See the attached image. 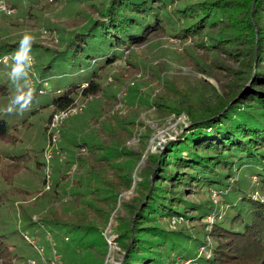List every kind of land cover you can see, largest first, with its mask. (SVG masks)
Returning <instances> with one entry per match:
<instances>
[{
    "label": "rangeland",
    "instance_id": "obj_1",
    "mask_svg": "<svg viewBox=\"0 0 264 264\" xmlns=\"http://www.w3.org/2000/svg\"><path fill=\"white\" fill-rule=\"evenodd\" d=\"M94 2L99 5L100 0ZM17 3L18 6L13 8L12 12H0V37L10 41L35 42L40 47L39 52L45 48L63 49L72 31L83 29L85 25L99 16L93 7L88 6L89 2L17 0ZM202 37L205 43L208 42L204 35ZM201 40V37L178 39L166 32L154 34L144 43L135 44L121 52L118 60L105 67L99 77L101 91L89 98L78 99L77 112L68 115L62 123L53 127L52 118L47 122L51 108L45 106L39 113L29 118L28 127H20L19 130L13 132L12 136L0 139L2 156L7 157L6 151L14 149L26 151L31 156L35 154L44 161L39 172L34 171L33 160L25 161L28 166L27 170L16 172L15 180L14 177L12 178V168L7 166L5 160L0 162V188H9L8 183L10 182H12L11 185L17 186L15 189L18 196L7 191L15 196L10 199L12 205L0 204V219L4 221L0 222L1 230L8 235L10 242L8 244L17 243L16 245L21 249V253H18L20 257L14 259L12 264H53L54 261L58 264H90L95 259V253L89 251V248L84 249L86 248L84 241L88 237L82 236L83 241H79L78 235L66 233L61 229L55 235L54 231L49 230L50 226L40 220V214L49 210L51 203L52 206L58 204L64 212L74 211L76 213L70 221L66 218L67 216H63L62 221L65 223L95 226L88 232L92 231L96 233L95 235H101L106 241L107 248L103 264H121L120 259L124 256V250L115 238L124 223L118 218L120 216L131 217L130 212L133 207L143 205L142 191L144 190L141 185L136 186V183L142 179L139 173L143 169L155 170L159 166V157L157 161L155 157L157 155L161 157L166 145L177 140L185 130L189 129L190 119L183 112L184 108L190 106L191 109H202L206 104L217 99L218 94H223L224 100L229 101L232 98V101L237 102L245 89L253 88L252 78L242 79L243 73L236 79L239 73L236 71L240 68L237 58L228 57L210 48H202L199 46ZM27 53L32 57L33 64L28 65L23 54L17 58L11 55L13 60L8 59L10 61L7 63L16 64L22 74L15 76L13 75L15 72H11L7 74V77L11 89L14 86V88L27 91L30 90L29 79L34 78V73L35 77L46 79L48 85L44 86V93L36 97V102L40 105L47 104L54 96L67 88L88 81L93 71L92 68L96 67L95 65L100 61L98 59L90 63L86 59L81 62L83 68L79 69L77 63L79 59L71 61L70 51H67L64 60L60 63L54 60L51 66L42 72L43 64L54 53L44 54L43 52L39 60L36 59L34 52L28 51ZM21 64L27 67L28 71L22 69ZM15 77L16 83L14 84L12 81ZM38 87V84L35 85L34 91ZM257 90L264 91V84L257 86ZM156 102L162 105L158 106ZM66 121L70 123L67 129L69 134L67 140L70 142L68 146L60 143L61 127ZM52 134L57 135L55 142L52 141ZM75 140L78 143L83 140L101 141L102 148L96 152L89 151L85 147L78 148L73 146ZM61 145L70 148L69 152L61 150ZM52 148L56 149L52 150L51 158L47 163L45 152ZM115 149L123 151L116 152ZM100 154L108 155L110 159L117 157L115 165L112 166L113 169L117 165H131L132 172L129 179L114 176L110 171L105 172L106 160L101 159ZM119 154L121 158L118 157ZM76 155L85 160L82 162L84 168L96 167L95 173L89 174L92 177L90 181L94 189L93 186H87L79 191L75 188L74 192L78 194H74L78 199L72 194L73 181L84 169L80 171V167L78 168L79 161L75 159ZM129 155L132 159L126 158ZM67 157L74 158L72 160L75 161L71 166L61 167L58 173L60 175L57 176L60 182L55 186L57 177L54 178L56 170L52 168V163L66 165ZM234 164L231 170L234 178L230 177V184L237 179L242 186H249L258 181L253 171H243L244 168L237 169V162ZM227 172L228 169L219 168L218 174L223 178ZM119 173H123L122 170ZM43 178H45V183L42 182ZM108 184L110 188L107 190ZM224 184L226 185V181ZM96 187L107 191L101 193L100 190H95ZM182 187L185 188L183 199L186 202L212 205V210L203 221L197 218L198 211L191 208H179L184 217L168 219L157 216L156 219H149L145 223L163 227L168 231H178L182 229L181 227L186 229L183 232L188 236L185 237L182 232L175 235L182 245L178 251L176 249L174 256L178 255L182 259L195 258L197 252L203 247L201 254L206 252L208 257L209 249L215 243L207 232L211 223L221 221L230 211V202L226 203V191L232 187L228 186L227 189L200 185ZM23 189L36 190L30 201L24 198L20 200ZM40 191H45L46 194H37ZM245 191L253 198L264 196L257 188L245 189ZM106 194L112 197L103 198L107 196ZM238 198L239 196H232L230 199L236 203ZM32 202L36 203L31 205ZM22 206L24 211L30 215V219L41 225V229L37 228V233L39 231L43 233L37 236L39 242L33 243L36 244V250L28 246L21 237L26 233L27 236L33 238L25 231L21 232L24 223L20 212ZM198 231L200 242L188 241L190 237L192 239L198 237ZM14 232L17 234L13 235ZM95 235L92 234V237ZM204 240L208 243L207 245L203 244ZM50 241H52L51 244ZM57 254H59L60 262ZM199 261L200 264H207L202 258H199Z\"/></svg>",
    "mask_w": 264,
    "mask_h": 264
},
{
    "label": "trees",
    "instance_id": "obj_2",
    "mask_svg": "<svg viewBox=\"0 0 264 264\" xmlns=\"http://www.w3.org/2000/svg\"><path fill=\"white\" fill-rule=\"evenodd\" d=\"M4 1L11 8L18 6L17 0ZM69 1L89 2L88 6L93 7L99 16L83 29L72 31L63 49L42 50L44 54L48 52L54 54H51L48 61L43 64L41 71L50 67L54 60H58L59 63L64 60L67 51H70L71 61L79 59L77 62L79 69L83 68L81 62L86 59L90 63L98 59L100 61L95 65L96 67L92 68L88 81L71 86L59 92L47 104L40 105L36 102V97L44 93V86L47 87L46 79L36 83L39 85L36 91L21 90L14 86L11 89L7 74L15 72L13 75L18 76L22 73L16 64L3 62L5 56L12 55L17 58L28 51L34 52L36 59L39 60L43 54L42 51L39 52V45L32 41H10L0 37V139L12 136L13 132L20 127H28L29 118L39 113L42 107L51 108L47 117L49 122L54 113L67 111L77 106L78 99L97 95L102 89L99 82L100 72L118 60L121 52L135 44L144 43L150 36L166 32L178 39L201 37L200 47L210 48L228 57L237 58L240 68L236 71L239 72L236 79L243 73L242 79L252 78L251 85L254 89H245L237 102L232 101V98L229 101L224 100L223 94H218L217 99L206 104L202 109H191L190 106L184 108L183 112L190 119L189 129L185 130L177 140L168 143L161 157L160 155L155 157L156 161L159 157V166L155 170L143 169L139 173L142 179L136 183V186L141 185L144 190L142 191L143 205L133 207L130 212L131 217L118 218L124 223L115 238L124 250V256L120 261L121 264H172L173 261L182 259L178 255L174 256L176 249L178 251L182 245L175 235L178 232L184 233L186 229L181 227L182 229L178 231H168L163 227L147 225L145 222L149 219L154 220L157 216L168 219L184 217L179 208H191L198 211L197 218L203 221L212 210V205L189 203L183 199L185 188L182 186L200 185L225 187L223 189L231 186L232 188L226 191V203L230 202L231 207L221 221L210 224L207 233L215 243L209 249L210 255L207 257L206 252L203 255L197 252L195 258L186 259H195L200 263L199 258H202L207 264H264V196L253 198L245 191V189L257 188L264 195V91L257 90V86L264 84V0H100L99 5L95 4V0ZM203 35L208 42H204ZM15 80L16 77L12 83H16ZM156 104L162 105L159 102ZM69 127L70 123L67 121L61 127L60 143L64 146L70 144L67 140ZM100 142L83 140L78 143L75 140L73 146L85 147L89 151L96 152L102 148ZM60 149L64 152L70 150L63 145ZM115 151L123 150L115 149ZM6 155L7 157L0 154V162L5 160L7 166L12 168V178L17 174L16 172L27 170L25 161L33 160L35 172H39L44 164L40 157H36L35 154L31 156L26 151L13 149L6 151ZM100 157L106 160L105 172L110 171L114 176L129 179L132 172L131 165H117L113 169L116 156L110 159V156L100 154ZM118 157L121 158V154ZM126 158L132 159V156L129 155ZM72 159L67 157L66 165L52 163V168L56 170L54 178L60 175L58 173L61 167L71 166L75 161ZM75 159L79 161L77 166L80 167V171L84 169L73 181L72 194L78 199L75 195L78 193L74 192L75 188L79 191L87 186H93L94 189L90 181L92 177L89 174H94L96 167L84 168L82 162L85 160L77 155ZM234 162H237V169L253 171L258 181L254 184L248 183L249 186H242L237 179L230 184L229 179L233 176L231 170L235 165ZM218 167L228 169L223 178L218 174ZM121 170L123 173H119ZM42 182L45 183V178ZM59 182L60 179L57 177L54 185H58ZM11 184L12 182L8 183L9 188H0L1 205H12L10 199L15 197L17 186ZM107 186L108 190L110 185ZM35 189H23L20 200L30 201ZM95 190H100L101 193L107 191L99 187ZM7 191L13 192L14 195ZM44 192L40 191L37 194L44 195L46 194ZM108 196L112 197L107 195L103 198ZM232 196H239V202L233 203L230 199ZM35 203L32 202L31 205ZM50 207L49 210L40 214V220L50 226L49 230L54 231L55 235L59 229L66 233H73L78 235L79 241H83L85 236L88 237L84 241L86 248H83H89V251L95 253V259L90 264H103L107 248L106 241L101 235H95L96 233L92 231L88 232L95 226L65 223L62 221L63 216H67L66 218L70 221L76 213L64 212L58 204L52 206L51 203ZM20 212L24 218L21 232L25 231L33 237L24 233V237L21 236L22 240L36 250V244L33 243H36L37 236L43 233L42 231L37 233V228L41 225L30 219V215L24 211L23 206ZM0 222L4 221L0 219ZM1 228L0 225V264H12L14 259L20 257L18 253H21V249L16 245L17 243L8 244L9 237ZM15 230L19 232L18 229ZM92 234L95 236L92 237ZM184 235L188 236L186 233ZM199 235L198 231V237L194 239L190 237L188 241L200 242ZM202 242L204 245L208 244L205 240ZM57 257L59 261V254Z\"/></svg>",
    "mask_w": 264,
    "mask_h": 264
},
{
    "label": "built area",
    "instance_id": "obj_3",
    "mask_svg": "<svg viewBox=\"0 0 264 264\" xmlns=\"http://www.w3.org/2000/svg\"><path fill=\"white\" fill-rule=\"evenodd\" d=\"M12 11H13V8L8 6V4H6L3 0H0V12L9 13V12H12ZM23 56H24V59L26 60V63L28 65H32L33 64V61H32L33 59L27 52L23 53ZM8 59L13 60L11 55H8V56H5L3 58V62L10 61ZM21 66H22L21 67L22 69H26L28 71L27 67H25L23 64H21ZM40 80H41L40 78L35 77V73H34V78L29 79V89L33 90L35 85H36V83L40 82ZM76 112H77V107L75 106V107H72V108L68 109L67 111L54 113L52 115V117H51L52 118L51 119V125L53 127L57 126L58 124L62 123L64 121V119L68 115L75 114ZM56 139H57V135L56 134H52V141L55 142ZM53 149L55 150L56 148L48 149L45 152V159H46L47 163L49 162V159L51 158V154H52L51 152H52ZM25 237L27 238L26 235H25ZM202 250H203V247L199 250V254L202 252ZM53 264H58V263L56 261H54ZM172 264H200V263L197 260H195V259H177V260L173 261Z\"/></svg>",
    "mask_w": 264,
    "mask_h": 264
}]
</instances>
